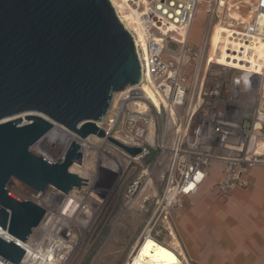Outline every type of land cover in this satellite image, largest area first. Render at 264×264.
Instances as JSON below:
<instances>
[{"label":"built area","instance_id":"2783aa9c","mask_svg":"<svg viewBox=\"0 0 264 264\" xmlns=\"http://www.w3.org/2000/svg\"><path fill=\"white\" fill-rule=\"evenodd\" d=\"M203 2L210 26L217 19L222 21L223 10L240 11L249 3V20L241 19L239 29L244 37L264 42V0H127L124 10L131 15V34L141 55L142 74L160 104L146 97L141 82L129 85L113 96L108 113L98 123L107 136L141 148L137 156L115 146L107 137L76 135L83 153L81 165L87 160L94 166L93 173L96 168L108 170L115 164L117 172L108 171L117 174L125 162L138 163L152 157L129 185L128 194L132 196L143 183L156 178L164 190L166 207L181 205L182 196L196 193L209 178L214 161L222 162L223 167L212 190L222 197L236 188H248L250 170L264 165V62L256 69L247 68L246 61L238 58H230L228 65H217L206 40L199 45L191 42L193 22ZM118 11L121 15L120 8ZM66 151L56 161H62ZM12 180L24 191L26 200H41L47 191H58L51 186L41 192ZM86 187L88 183L74 188L75 193L85 198ZM51 216L55 217L52 212ZM59 217L60 222H69V227L58 228L55 223L47 237L62 243L63 262L70 264L77 245L75 226L90 220L89 202L77 201L70 218ZM134 252L125 264L134 263ZM50 253L53 256L56 251Z\"/></svg>","mask_w":264,"mask_h":264},{"label":"water","instance_id":"95a60500","mask_svg":"<svg viewBox=\"0 0 264 264\" xmlns=\"http://www.w3.org/2000/svg\"><path fill=\"white\" fill-rule=\"evenodd\" d=\"M141 75L134 38L111 0H0V227L13 237L0 234L4 260L21 262L25 250L14 239L25 242L47 216L8 189L12 179L66 194L87 183L70 171L83 160L77 141L59 162L33 150L55 124L141 153L98 125L114 94Z\"/></svg>","mask_w":264,"mask_h":264},{"label":"rangeland","instance_id":"374dc122","mask_svg":"<svg viewBox=\"0 0 264 264\" xmlns=\"http://www.w3.org/2000/svg\"><path fill=\"white\" fill-rule=\"evenodd\" d=\"M115 1L120 6L121 15L131 31L133 26L131 15L124 10L127 0ZM246 1L250 2L251 0ZM205 5L206 3L203 2L198 6L191 30V40L198 44H202L206 40L208 48L210 43H212L213 49L221 59L228 56V60L230 58H238L239 60L247 61L245 53L227 49L223 42L216 36H212L214 32H212L210 37L208 36L212 25L210 26L209 16L205 12ZM249 9L250 4L245 3L240 11L232 9L222 12V21L215 20L213 29L217 26L228 25V20H230L228 13L233 11L242 15L239 17V21L233 20L238 30H240V20L243 19L242 17H246ZM63 146L64 141L61 140L54 146H33V150L46 158L56 161L63 151ZM151 159L152 157L130 164L125 162L117 174H112L103 168L94 170L96 179L92 184V188L87 193L86 191L83 193L85 197L90 192L95 196L89 202L91 217L87 222H79L75 226L77 245L72 253L70 264H125L136 246L139 243L141 246L144 242L148 226L152 227L155 223L154 231L158 237L157 239L163 244L171 243V236L174 235L175 231L173 232L174 228H172L170 236L166 220H170L173 225L174 222H177L180 205L165 206L163 201L164 190L160 182L153 178L152 181L143 183L132 196L128 194L129 185L141 174ZM118 174L122 177H118ZM15 186L13 180H11L8 184V189L11 192L13 191L12 193L19 198L26 200L27 196L24 191L19 190ZM29 200L45 208L43 202H40L41 200L37 198ZM96 200H98V204L95 203ZM55 201H60V199ZM165 216L168 218H165ZM81 217L86 218L84 215Z\"/></svg>","mask_w":264,"mask_h":264},{"label":"crops","instance_id":"0c3cea01","mask_svg":"<svg viewBox=\"0 0 264 264\" xmlns=\"http://www.w3.org/2000/svg\"><path fill=\"white\" fill-rule=\"evenodd\" d=\"M235 26L229 23L213 29L212 25L209 37L214 32L212 36L227 49L245 53L247 68L263 66L264 42L244 37ZM222 167V162L214 161L201 188L181 197L177 222L166 220L170 236L172 228L175 231L172 244H164L183 252L187 264H264V165L250 170L248 188H236L224 197L212 190Z\"/></svg>","mask_w":264,"mask_h":264},{"label":"bare ground","instance_id":"6f19581e","mask_svg":"<svg viewBox=\"0 0 264 264\" xmlns=\"http://www.w3.org/2000/svg\"><path fill=\"white\" fill-rule=\"evenodd\" d=\"M111 1L116 8L119 18L121 19L125 27L128 29V26L125 23L123 16L119 14L118 8H120V6L117 4L115 0H111ZM239 17L240 15L238 13H234V14L228 13V18L230 19L228 20V22L230 24L236 25L233 22V20H237L239 19ZM247 19L249 20V18ZM132 27H131V30H133ZM232 28L238 29L237 26L232 27ZM139 34L141 35L140 30H139ZM228 45L229 44L226 43V46ZM210 54L215 58V64L217 65H227V63L229 62L228 56H226L223 59L220 58V56L213 49L211 43H210ZM140 57H139V60H140ZM141 73H142V67H141ZM140 82H141L142 90L145 92L146 97L150 98L152 102L158 105L160 103V100L158 96L156 95L155 91L153 90L151 84L148 83V81L145 79V75L144 76L143 74L141 75ZM118 93L116 92L114 94V98L116 97ZM23 116L24 115H22V117ZM15 118H18V117L17 116L11 117L8 120H13ZM98 123L100 124L101 122H98ZM61 140L64 141L63 151H66L67 148L70 146V144L73 141L77 140V136L76 134H73L72 132L67 131L63 126L59 124H55L54 128L51 131H49L45 136H43L39 141H37L34 144V146L35 147L42 146V145L54 146L56 145V143H59V141ZM93 167L94 166L90 165V163H88L87 160L84 161L83 165L79 163H74L70 167L71 172L80 175L86 180H89L87 182L88 187H86V193L88 190L91 189L92 184L94 183V180L96 179L92 171L94 169ZM116 167L117 166L113 164L107 168L111 172H117ZM17 188L19 190H22L19 186ZM51 188L52 187L50 186V189ZM75 190L76 189L72 190L69 194H64L60 190L56 192L50 190V191H47L45 195H43L41 200L43 204L45 205V207L49 209L46 218L42 220L39 226L35 228L33 233L29 236V238L25 242L19 239H14L25 250V258L21 263H18V264H64L63 262L64 255H65L64 246L62 245L60 241L51 240L50 238H48L47 232L50 231L53 227H55L56 225L55 223H57L56 226H58V228H59V225L60 227H63V228L69 227V222L67 221L60 222L61 219L59 216H62L63 218L67 217L68 219L70 218L69 216H71V211L73 210V207H75L77 201L81 203L85 202V200L87 202H91V200H93L92 197L95 198V196H93L91 192L88 193L87 194L88 196L85 198L82 196L80 197L75 193ZM56 199H60V201H55ZM97 201L98 200L95 201L96 204H98ZM51 212L55 215V217H57L56 219H54L55 218L54 216H51V218H49ZM155 225L156 223L152 227L148 226L146 230V236H145L144 242L142 243L141 246L139 243L134 249L135 252L133 254L134 256L133 264H185L184 262L187 261V257L183 252L180 254L175 249L161 243V241L157 239L158 237L154 231ZM0 234L10 239H13V237L7 232V230H4L1 227H0ZM51 250L56 251V253L53 254V256L50 253ZM0 264H16V263L4 260L0 256Z\"/></svg>","mask_w":264,"mask_h":264}]
</instances>
